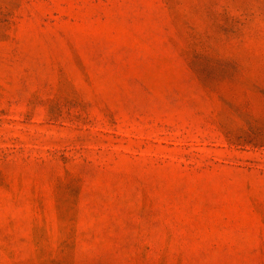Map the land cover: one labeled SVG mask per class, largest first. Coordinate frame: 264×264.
<instances>
[{
  "label": "rangeland",
  "instance_id": "rangeland-1",
  "mask_svg": "<svg viewBox=\"0 0 264 264\" xmlns=\"http://www.w3.org/2000/svg\"><path fill=\"white\" fill-rule=\"evenodd\" d=\"M0 264H264V0H0Z\"/></svg>",
  "mask_w": 264,
  "mask_h": 264
}]
</instances>
